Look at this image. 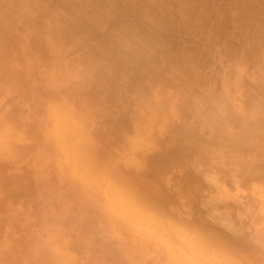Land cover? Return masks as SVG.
I'll return each instance as SVG.
<instances>
[{"label": "bare ground", "instance_id": "6f19581e", "mask_svg": "<svg viewBox=\"0 0 264 264\" xmlns=\"http://www.w3.org/2000/svg\"><path fill=\"white\" fill-rule=\"evenodd\" d=\"M175 6L178 12L173 15ZM197 28L204 30L203 39L210 38L207 45L194 39L187 43ZM175 35L186 44L180 38L178 46ZM227 35L231 39L218 56L235 59L245 72L233 88L232 72L212 51L208 65L206 55L199 59L211 50L210 44H219ZM46 44L55 49L51 63L46 62ZM84 44L91 45L90 54L81 57L78 51ZM261 56L264 0H240L236 5L227 0H0V145L12 149L1 153L4 159H16L17 154L42 157L64 144L61 161L88 166L91 177L107 175L110 198L118 204V209L111 208L115 214L144 220L153 213L156 231L167 229V223L188 225L197 236V248L215 250L232 264L239 256L233 248L238 238L208 226V209L195 210L194 200L203 188L197 180L188 179L169 191L159 182H167L174 165L195 162L215 170L222 185L224 180H235L241 188L264 183ZM209 67L213 71L207 74ZM39 73L56 76L65 86L51 94L40 91L42 84L29 82ZM225 73L226 88H213L220 86ZM129 84H135L136 96L128 92ZM33 94L35 106L42 105L45 112L33 108ZM132 97L145 100V105L134 108ZM235 100L237 110L232 107ZM148 101L154 102L151 111ZM251 117L255 119L250 122ZM144 118L141 129L133 127ZM197 126L210 127L211 139L194 130ZM154 145L159 151L153 155ZM117 157H129V165L112 166ZM233 173L236 178L229 176ZM3 180L2 190L12 194ZM240 248L252 258L258 254L251 245Z\"/></svg>", "mask_w": 264, "mask_h": 264}, {"label": "rangeland", "instance_id": "374dc122", "mask_svg": "<svg viewBox=\"0 0 264 264\" xmlns=\"http://www.w3.org/2000/svg\"><path fill=\"white\" fill-rule=\"evenodd\" d=\"M236 1L240 0H227L234 5ZM176 9V6L172 9L173 15L178 12ZM171 17L172 14L167 18L171 20ZM178 20L179 24L185 23L184 20ZM203 31L193 29L192 38L186 39L187 43L194 39L200 41L201 46L207 45L210 38L203 39L200 36ZM175 38L176 43L181 38L183 45L186 44L185 38L175 35L172 39ZM229 38L227 35L219 44H210L211 50L203 51L199 59L206 55L208 65V59L212 60V51L218 63L224 65L226 71L232 72L230 87L233 88L234 83H241L245 72L242 66L235 63V59L218 56ZM182 41L178 46L182 45ZM90 46L80 45L78 55L84 57L90 54ZM169 46L167 52L171 50ZM46 50V62L51 63L56 58L54 46L46 44ZM260 60L264 66V57L261 56ZM34 71L37 72L36 69ZM212 71V67H209L205 73ZM35 76L29 82L31 85L42 84L40 91L47 94L65 86L64 80L57 82L56 76L47 73ZM222 76L220 86L213 88H226L227 74ZM134 85L126 87L132 96H136L133 93ZM31 99L34 101L33 108L41 107V111L39 108L36 110L45 112L42 105L35 106L38 103L34 94ZM236 101L232 102L234 110H237ZM130 102H135L134 108L145 105V100L143 103L133 100V97ZM146 105L151 111L154 102L148 101ZM213 107L216 109L219 106L214 102ZM202 118L206 119V116L201 115ZM145 119L134 121L133 127L141 129ZM254 119L251 117L249 121ZM194 130L202 131L206 138L211 139V135L208 136L212 132L210 127L197 126ZM65 148L66 145L60 144L56 150L53 149L52 154H41L42 157L31 154L17 158V154L13 156L16 159H4L5 151L11 152L12 149L6 144L4 147L0 145V167L3 166L0 178H4L3 184L13 191L11 194L8 190H2L0 183V264H230L229 261H222L215 250L202 251L197 248V236L188 225L176 228L167 223V229L156 231V216L153 213L146 214L144 220L128 213L115 214L111 208L118 209V204L110 198L112 186L107 175L98 172L91 177L88 166L81 164L76 167L67 160L61 161L63 158L59 155ZM158 151L154 145L152 154ZM138 156L144 158L143 154ZM129 160V157H117L111 165L117 166L119 163L121 168H126ZM210 169L208 165L195 162L185 167L174 165L167 173V182L160 181L159 184L168 191L177 190L188 179L195 178L203 187L200 199L194 200L195 210L208 209V226L232 233L238 238L233 248L239 250V256L232 258V264H264V183L254 186L249 183L247 187L241 188L235 180H224L222 185L217 182L215 170ZM118 174L123 176L120 172ZM229 176L236 178L234 173ZM116 197L117 194L114 195ZM239 245H251L258 250V254L252 258V253Z\"/></svg>", "mask_w": 264, "mask_h": 264}]
</instances>
